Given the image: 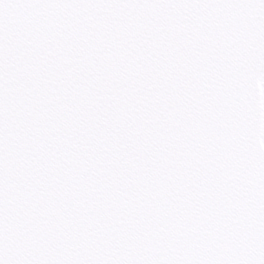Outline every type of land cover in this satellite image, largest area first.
I'll return each mask as SVG.
<instances>
[{
  "label": "snow or ice",
  "instance_id": "snow-or-ice-1",
  "mask_svg": "<svg viewBox=\"0 0 264 264\" xmlns=\"http://www.w3.org/2000/svg\"><path fill=\"white\" fill-rule=\"evenodd\" d=\"M0 264H264V0H0Z\"/></svg>",
  "mask_w": 264,
  "mask_h": 264
}]
</instances>
